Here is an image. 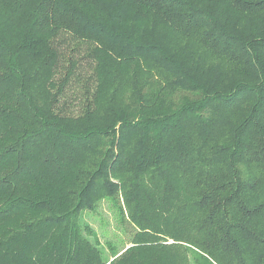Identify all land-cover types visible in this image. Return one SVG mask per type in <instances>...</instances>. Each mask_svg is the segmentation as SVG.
<instances>
[{
  "label": "trees",
  "instance_id": "trees-1",
  "mask_svg": "<svg viewBox=\"0 0 264 264\" xmlns=\"http://www.w3.org/2000/svg\"><path fill=\"white\" fill-rule=\"evenodd\" d=\"M191 249L264 264V0H0V264Z\"/></svg>",
  "mask_w": 264,
  "mask_h": 264
},
{
  "label": "rangeland",
  "instance_id": "rangeland-1",
  "mask_svg": "<svg viewBox=\"0 0 264 264\" xmlns=\"http://www.w3.org/2000/svg\"><path fill=\"white\" fill-rule=\"evenodd\" d=\"M83 221L97 233L99 242L102 245L105 242L110 243L114 245L118 251L127 247V235L123 233L122 227L118 221L117 212L109 201L104 200L100 202L94 213H85L83 215ZM171 243V240L166 241V244ZM102 248L107 250V244H104ZM191 250L194 253L193 256L199 260V263L189 254L187 255L188 264H215L199 258V253L195 252L193 249ZM106 254L109 255V250ZM119 255L118 253L114 259Z\"/></svg>",
  "mask_w": 264,
  "mask_h": 264
}]
</instances>
